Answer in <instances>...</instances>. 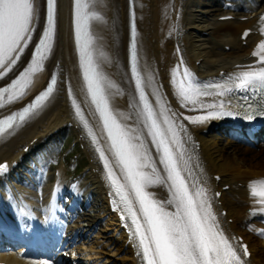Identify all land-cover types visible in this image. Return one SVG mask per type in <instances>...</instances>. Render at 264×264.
Returning <instances> with one entry per match:
<instances>
[{
	"label": "bare ground",
	"instance_id": "6f19581e",
	"mask_svg": "<svg viewBox=\"0 0 264 264\" xmlns=\"http://www.w3.org/2000/svg\"><path fill=\"white\" fill-rule=\"evenodd\" d=\"M39 4L40 18L36 24L37 30L33 33V42L17 66L7 76L0 78V85L25 67L30 59L32 47L45 23V0H39ZM92 10L98 11L103 17L101 21L92 22L91 31L95 37V55L101 69L116 85V88L109 89L111 106L121 114L122 122L143 130L149 154L164 175L155 145L151 143V137L147 135V130L143 129L138 117L139 109L136 105L139 100L131 77L128 57L130 40L128 0H97ZM212 10L208 9L205 0H136L140 64L145 70L143 73L145 77L148 75L153 77L151 84L146 87V92L157 111H160V105L164 104L170 107L172 112L182 113L183 116L206 114L200 110H192L191 105L187 107L181 105L176 94V84L173 82L174 70L182 73L186 67L194 79L215 80L221 77L222 71L225 75H233L244 68L247 71L254 66L256 57H252L250 53L255 49L252 44L262 37L260 24L264 22L261 20V17H264L262 15L264 8L255 9L253 19L227 22H211ZM71 18L72 0H58L57 31L52 52L44 63L43 72L35 77V82L29 90L30 93L37 91L52 71L56 70L60 75L56 91L43 110L0 138V162L8 160L10 164L4 176L0 177V209L7 196L13 195L12 198L16 199L14 201L24 197L19 185L24 170H28L30 178H33L34 168L31 161L36 157L38 150L50 139L58 138L69 127L83 136L85 149L91 159L89 175L96 192L99 191L104 196L112 191L102 162L97 160L99 154L95 150V145L91 138L86 136V128L75 115L72 98L68 95L70 88L73 98L80 105L100 145L111 159L112 154L107 151L109 142L90 103L81 75ZM250 24L259 27L260 33L244 39L242 31ZM227 45L229 49H226ZM177 48L180 49L179 55ZM181 57L184 61L182 66ZM176 79H179V76H176ZM158 96L161 97L159 104ZM202 100L206 104L217 102L213 97H202ZM23 103L17 100L6 105L0 109V115ZM183 116L177 119V123H183L187 128L188 136L185 137V143L192 157L194 174L206 181L205 186L209 190L208 194L212 198L213 209L221 228L230 239L236 238L233 243L239 241L248 246L250 255L242 257L247 264H264V235L255 234L258 226L264 225V217L259 213V209L264 205L259 203L261 198L259 194L255 197L252 195L253 187L257 190L261 186L254 185L253 182L264 180V147L258 150L246 149L226 137H211L209 128L213 124H222V129L226 128L224 127L226 120L222 118L210 119L203 124H191L184 120ZM61 170L62 175H66V168L62 167ZM115 170L119 174V169ZM148 191L154 193L161 201H166L170 196L167 186H153ZM111 198L110 193L107 199L104 196L106 204L102 210L104 214L109 210L106 200ZM35 204L39 205L36 202ZM168 210L174 211V208L169 206ZM106 215H109V219L103 227L107 230L112 229L117 236L114 233L107 235L111 248L99 249L98 252L114 255L121 251L124 253L120 257L121 264H144L142 257L136 255L139 252L138 242L130 229L120 227L122 216L118 212L110 211ZM87 219L88 217L76 220L71 225V230L75 226H82V221ZM80 237V235L73 237L70 233L67 245L72 246V254H78L81 258L87 257L88 247L77 242ZM90 248L93 249L92 246ZM64 253L65 251L61 254ZM3 255L4 259L18 264H55L46 260L20 258L14 253ZM112 262L116 263V260L113 259Z\"/></svg>",
	"mask_w": 264,
	"mask_h": 264
},
{
	"label": "snow or ice",
	"instance_id": "6c2138e0",
	"mask_svg": "<svg viewBox=\"0 0 264 264\" xmlns=\"http://www.w3.org/2000/svg\"><path fill=\"white\" fill-rule=\"evenodd\" d=\"M96 3L97 0H74L75 39L87 94L107 133V151L111 152V159L100 145L70 88L68 95L72 98L75 115L87 129L103 163L122 219L130 221L132 236L138 242L137 255L142 257L144 264H247L242 257L250 255L248 246L239 241L233 243L236 238L230 239L225 234L214 212L206 181L194 174L192 157L185 143L187 128L183 123H177L183 114L172 112L164 104L157 111L149 101L146 87L153 77L148 75L146 78L143 74L145 70L140 64L135 23L131 28L130 71L138 94L136 107L143 129L147 130L159 154L164 175L149 154L143 130L122 122L121 114L112 108L109 89L116 88V85L101 69L95 55V37L90 30L93 21L103 20L98 11L92 10ZM39 18V0H0V78L7 76L29 49ZM261 20L264 21V17ZM56 31L57 0H46L45 23L31 51L30 62L7 86L0 87V108L27 94L34 74L42 69L52 52ZM261 31L264 32V29ZM247 35L246 31L244 36ZM179 53L180 49L177 48ZM252 55L259 58V68L242 71L222 82L200 84L186 67L182 73L174 70L173 82L181 105H191L192 110L206 113L183 116V119L191 124H203L210 119L223 117L242 116L246 120L264 117V40ZM183 64L181 57L180 65ZM56 85L57 77L52 75L46 88L27 106L0 119V137L43 110L53 96ZM236 93L245 95L237 98ZM202 97H213L217 102L206 104ZM160 99L158 96L157 104ZM234 100H242L243 103L234 104ZM6 168L7 165L0 164V173ZM253 184L264 185V180L254 181ZM157 185L167 186L170 196L166 201L157 199L154 193L148 191ZM252 195H258L255 187ZM259 196V203L264 204V191ZM169 206L174 211H169Z\"/></svg>",
	"mask_w": 264,
	"mask_h": 264
},
{
	"label": "rangeland",
	"instance_id": "374dc122",
	"mask_svg": "<svg viewBox=\"0 0 264 264\" xmlns=\"http://www.w3.org/2000/svg\"><path fill=\"white\" fill-rule=\"evenodd\" d=\"M206 2L212 4V0H205ZM221 4L218 3L216 5V8H220ZM69 133V132H68ZM71 133V132H70ZM69 133V137L66 139L63 148L67 147L69 145V142H71V140L75 139L74 133ZM222 135H225L224 133H222L221 131H214L211 133V137L213 138H220ZM228 137V136H227ZM235 141V140H234ZM61 144V143H60ZM63 144V143H62ZM243 146H246V144H242ZM62 146V145H61ZM249 147V146H248ZM248 147L246 149H248ZM261 147L259 146H254L253 149H260ZM74 150V149H73ZM73 152H80V150L75 149ZM85 153H81L80 158L77 161H74L73 156H69L68 160L70 161L69 165H71L74 162H77L78 165L79 164H84L86 162L85 158L83 160ZM53 157V155L51 156ZM57 159H60V155H57L56 157ZM83 161V162H81ZM44 181V180H43ZM39 185L37 184V186L33 187V191L35 192V194L37 196H40L42 193V188L38 187ZM98 201L99 204H101V197H98V200H96V202ZM100 208V206H99ZM90 210H88V213L93 214L94 211H92V208H89ZM100 213V211H99ZM98 212H94V216L91 217V221L95 222L98 219H100L102 216H100L101 214H99ZM108 216H105L104 218L100 219L99 223L97 225H94V227H89L88 228V236H87V242L85 243L86 246H92L93 249L90 252V247L87 248V252H90V256H88L89 259H87V262L84 264H121L122 259L120 260V256L123 254L122 252L117 251V254H110V253H102V252H98L99 249H109L111 248L110 245V241H109V237H107V235H111L112 233H114L112 230H108V231H104L106 228H104L103 226L105 225L106 221H108ZM104 228V229H100V228ZM100 233V234H99ZM115 235V234H114ZM102 236V237H101ZM117 236V235H115ZM113 247V246H112ZM109 257V258H108ZM108 259V261H107ZM116 260V263H113L112 260Z\"/></svg>",
	"mask_w": 264,
	"mask_h": 264
}]
</instances>
